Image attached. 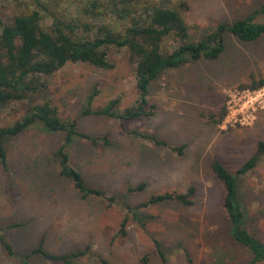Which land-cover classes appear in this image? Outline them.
Instances as JSON below:
<instances>
[{"label": "rangeland", "instance_id": "obj_1", "mask_svg": "<svg viewBox=\"0 0 264 264\" xmlns=\"http://www.w3.org/2000/svg\"><path fill=\"white\" fill-rule=\"evenodd\" d=\"M88 1L74 0L83 7ZM262 1L190 0L184 1L188 8L180 13L189 33L198 37L218 24L245 18ZM107 2L101 4L109 10ZM73 6L67 10L76 14ZM11 15V6L0 0V18ZM45 24H50L48 18ZM225 42L217 59L168 70L151 83V117L122 123L80 116L94 89L98 92L94 109L116 98L119 112L135 105V64L126 50L115 49L108 54L111 69L68 64L45 79L41 94L0 114V127L7 126L33 104L50 101L62 119L77 118L78 131L97 142L74 141L66 151L70 166L83 174L88 186L105 193L83 199L70 181L59 176L52 158L63 135L31 127L8 144V173L0 167V234L15 253L9 256L0 245V264H22L40 241L52 254L84 252L73 264H212V253L224 254L225 264H245L248 256L229 242L224 188L211 165L218 160L234 175L255 155L257 144L264 143V109L249 125L223 123L228 94L253 90L251 83L264 79V39L243 43L227 35ZM174 45L166 42L165 48L170 51ZM132 132L154 136L168 147L155 146ZM180 147L182 155L171 151ZM38 158L44 161L40 166L34 165ZM140 184L142 190L130 191ZM191 186L196 188L191 207L167 201L142 207L135 215L126 208ZM237 187L250 231L264 240V154L250 172L237 178ZM125 220L123 236L119 231ZM28 264L57 263L33 257Z\"/></svg>", "mask_w": 264, "mask_h": 264}, {"label": "trees", "instance_id": "obj_2", "mask_svg": "<svg viewBox=\"0 0 264 264\" xmlns=\"http://www.w3.org/2000/svg\"><path fill=\"white\" fill-rule=\"evenodd\" d=\"M3 1L11 6L12 15L5 20L0 18V114L12 104L24 103L41 94L46 89L45 79L68 64L81 63L111 69L108 54L110 49H115L126 50L129 59L135 64L134 77L138 92L135 105L119 112V98H116L94 109L92 103L98 95L94 89L83 105L80 116L95 115L122 123L151 117L154 106L148 101L149 88L159 75L200 60L217 59L225 50L227 35L243 43L264 39V21L255 22L257 18L264 20V0L245 18L218 24L210 32L198 37L189 33L180 13V9L188 8L184 1L190 0H107L109 10L101 4L103 0H90L86 7L74 0ZM71 5H74L76 14L67 10V6ZM77 12L80 16H77ZM47 18L50 20L49 25L45 24ZM166 42L175 44L172 50L165 48ZM262 86L264 79L253 81L250 89ZM34 126H39L47 134L63 135L61 146L52 153L59 167V176L70 181L83 199L90 196L104 197L105 193L88 186L83 174L70 166L66 152L77 139L91 138L78 131L77 118L62 119L50 101L33 104L21 118L0 127L2 170L6 173L10 170L8 144ZM132 133L155 146L168 147L154 136ZM100 140L108 143L106 138ZM91 141L97 142V138ZM171 151L182 155L181 147L171 148ZM263 154L264 143L259 142L255 155L237 169L234 175L218 160H214L211 165L212 172L224 188L222 205L229 224V242L248 256L245 264H264V240L254 235L248 227V214L238 195L237 178L250 172ZM43 163L38 158L34 165L40 166ZM46 174L49 173L46 171ZM143 188L144 184H140L130 191ZM195 193L196 188L191 186L185 192H165L151 196L136 207L126 208L129 214L135 215V211L142 207L167 201L191 207L194 205ZM125 225L126 220L119 231L123 236ZM0 245L9 256H15L12 246L1 234ZM83 254L80 251L64 255L52 254L43 249V241H40L23 257L21 263L28 264L30 258L38 257L57 264H73ZM211 257L212 264H225L227 260L220 253H212Z\"/></svg>", "mask_w": 264, "mask_h": 264}, {"label": "built area", "instance_id": "obj_3", "mask_svg": "<svg viewBox=\"0 0 264 264\" xmlns=\"http://www.w3.org/2000/svg\"><path fill=\"white\" fill-rule=\"evenodd\" d=\"M264 109V87L257 90L235 91L228 94L224 124L246 126Z\"/></svg>", "mask_w": 264, "mask_h": 264}]
</instances>
